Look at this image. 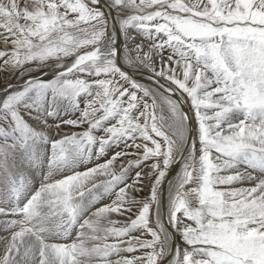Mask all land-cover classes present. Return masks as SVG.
<instances>
[{"label": "snow or ice", "instance_id": "obj_1", "mask_svg": "<svg viewBox=\"0 0 264 264\" xmlns=\"http://www.w3.org/2000/svg\"><path fill=\"white\" fill-rule=\"evenodd\" d=\"M0 264H264V0H0Z\"/></svg>", "mask_w": 264, "mask_h": 264}]
</instances>
